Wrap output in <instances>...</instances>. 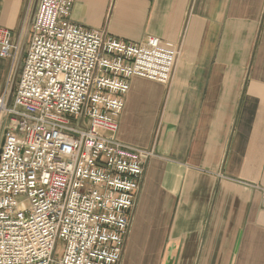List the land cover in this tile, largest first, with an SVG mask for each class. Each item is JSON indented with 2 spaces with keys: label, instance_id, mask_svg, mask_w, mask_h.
<instances>
[{
  "label": "crops",
  "instance_id": "crops-1",
  "mask_svg": "<svg viewBox=\"0 0 264 264\" xmlns=\"http://www.w3.org/2000/svg\"><path fill=\"white\" fill-rule=\"evenodd\" d=\"M37 3L0 0L15 40L32 17L27 47ZM70 20L181 46L170 83L132 78L118 117L117 139L151 153L120 264H264V0H75Z\"/></svg>",
  "mask_w": 264,
  "mask_h": 264
},
{
  "label": "built area",
  "instance_id": "built-area-1",
  "mask_svg": "<svg viewBox=\"0 0 264 264\" xmlns=\"http://www.w3.org/2000/svg\"><path fill=\"white\" fill-rule=\"evenodd\" d=\"M74 1L38 0L11 105L0 96V264H120L151 153L117 139L118 117L130 80L169 84L181 54L78 26ZM18 53L0 27V58Z\"/></svg>",
  "mask_w": 264,
  "mask_h": 264
},
{
  "label": "rangeland",
  "instance_id": "rangeland-1",
  "mask_svg": "<svg viewBox=\"0 0 264 264\" xmlns=\"http://www.w3.org/2000/svg\"><path fill=\"white\" fill-rule=\"evenodd\" d=\"M34 9V4L32 3L30 6V13H28V17H30ZM32 18V17H31ZM31 18L29 21H26L25 27H24V31L21 30V32H19V34H17V38L16 40L19 42V53L16 57V60L14 62V67L12 69V71L10 72V77L7 80V88H6V96L8 97V103L9 105H11L12 100H13V95L17 86V82H18V78L20 75V70H21V65L23 62V57L25 55L26 52V48H27V43H28V39H29V27H30V23H31ZM28 22V23H27ZM7 121L4 120V124ZM0 143H1V133H0ZM19 202H23L24 198H19L18 199ZM63 249V243L61 241L58 242L57 244V256L61 255Z\"/></svg>",
  "mask_w": 264,
  "mask_h": 264
}]
</instances>
